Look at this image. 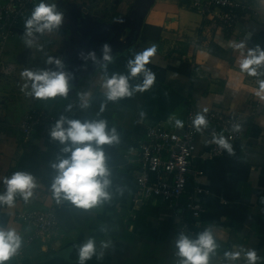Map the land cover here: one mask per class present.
I'll return each mask as SVG.
<instances>
[{
    "label": "crops",
    "instance_id": "1",
    "mask_svg": "<svg viewBox=\"0 0 264 264\" xmlns=\"http://www.w3.org/2000/svg\"><path fill=\"white\" fill-rule=\"evenodd\" d=\"M193 1L44 0L55 3L63 13L60 28L34 33L37 41L31 47L22 36L0 50V65L16 67L10 76L0 74V194L6 193L4 179L17 171L31 174L36 183L27 201L17 194L14 206L0 204V227L15 229L22 238L21 247L8 264H79L78 248L90 238L96 242L97 255L87 264L179 263L175 247L179 221L159 201L134 202V161L136 141L146 129L154 125L179 128L176 121L183 124L189 109L204 118L211 112L235 116L244 134L239 143L241 157L251 168L247 184L240 186L241 201L249 205L240 229L227 218L190 238H197L206 229L212 231L218 247L210 254L209 264H247L244 253L248 250L256 251V264L264 257V245H259L252 221V217L264 216V199L256 194L259 170L264 165V99L256 92L264 81V64L255 66L256 75L240 69L250 50L257 46L264 50V0H235L247 10L239 14L231 32L196 13L191 8ZM40 2L37 0L34 7ZM105 43L111 46L113 58L106 70V62L96 68L92 60L81 58V52L95 51L100 61ZM241 43L243 48L234 47ZM152 44L157 45V53L146 67L156 75L154 85L117 102L107 101L101 79L104 72L108 76L127 75L128 60ZM49 57L60 59L63 70L71 74L66 98L37 99L28 94L31 82L21 73L25 69L58 70L54 63H47ZM142 82V75L129 80L132 87ZM25 83L29 87L22 91ZM81 92L91 93L87 109L79 106ZM102 104H106L103 112ZM69 105L71 111L66 110ZM36 110L51 113L57 120L61 116L81 122L104 119L109 130H117L120 142L102 146L111 173L108 200L88 210L68 200L57 202L51 190L56 175L51 165L69 154L62 153L64 145L50 135L35 136L28 143L21 139L19 123ZM209 144L208 138L199 137L195 154L200 185L207 189L217 161L201 157ZM201 202L206 215L214 213L220 203L211 194L203 196ZM51 208H56V236L50 242L30 241V227L16 216ZM101 242L109 247L102 248ZM117 251L127 256H116ZM237 251L241 255L236 261L225 257L226 252Z\"/></svg>",
    "mask_w": 264,
    "mask_h": 264
},
{
    "label": "clouds",
    "instance_id": "2",
    "mask_svg": "<svg viewBox=\"0 0 264 264\" xmlns=\"http://www.w3.org/2000/svg\"><path fill=\"white\" fill-rule=\"evenodd\" d=\"M63 22V13L57 10L55 3H45L41 0L38 3L31 16L25 20V44L32 46L34 33L43 34L46 31L52 32L60 28ZM234 47L243 48L244 45H234ZM112 49L108 43L101 46L102 59L105 70L107 64L112 62ZM157 53V45L152 44L142 51L136 52L132 59L127 62L128 74L107 75L105 71L102 75V87L106 90L107 101L117 102L118 100L131 97L135 92H144L149 90L156 81L155 73L146 67L151 58ZM80 56L85 61L92 60L98 62L95 51H89L87 54L81 52ZM47 63L55 64L58 70H40L32 71L25 69L21 77L31 82L30 92L28 94L37 99H49L57 96L67 97L69 92V80L71 74L65 72L64 64L60 59L49 57ZM264 64V50L257 46L250 50L246 58L240 62V69L249 75H256V67ZM142 75V84L134 87L130 86L129 80ZM24 84L22 91L28 88ZM264 81L260 82L257 96L264 99ZM91 93H79L80 108L90 107ZM106 104L101 105L100 111L105 110ZM72 106L66 109L71 111ZM197 130L201 126H206V121L202 115H198L194 120ZM67 125V127H65ZM178 127L183 124L180 120L176 121ZM238 130V127H237ZM50 137L58 141L64 147L62 153L69 154L64 157H58L51 167L56 171L51 184V190L54 198L59 202L61 199L68 200L72 205L81 209H92L110 198L107 191L111 184L109 179L111 173L106 164V156L103 150L104 145H113L120 142L119 134L115 128L108 129L107 121L104 119L85 120L81 122L78 119H69L61 116L49 131ZM217 143L231 152V146L221 137ZM7 185L6 193L0 194V204H6L9 207L14 206L17 194L27 201L33 194L36 187L34 177L25 172H15L10 178L3 181ZM22 244V238L15 229L0 227V264H6L19 250ZM102 248L109 247L108 243L101 242ZM177 256L181 259L179 264H209L210 254L214 253L218 247L216 239L210 229L201 232L197 238L192 239L188 235L181 233L175 241ZM94 255H97V247L94 239H88L78 248L79 264H87ZM102 256L103 253H100ZM241 253L226 252L225 257L231 261L239 259ZM247 264H256L259 259L255 250H248L244 253Z\"/></svg>",
    "mask_w": 264,
    "mask_h": 264
},
{
    "label": "built area",
    "instance_id": "3",
    "mask_svg": "<svg viewBox=\"0 0 264 264\" xmlns=\"http://www.w3.org/2000/svg\"><path fill=\"white\" fill-rule=\"evenodd\" d=\"M36 1L0 0V50L5 43L17 37H25L22 25L31 16ZM191 8L204 19L210 18L226 32L233 31L239 13L247 10L245 5L235 0H195ZM29 38L36 43L35 36ZM15 68V65L5 63L0 65V74L10 76ZM196 118L194 111L189 109L182 127L167 129L154 125L146 129L136 141L137 154L134 161V202L142 204L156 200L164 204L178 219L180 234L189 237L209 227V224L203 222L206 209L201 198L211 193L200 185L201 173L195 163L197 139L206 137L210 140L201 155L207 160H217L224 155L227 149L217 143L221 137L229 145L241 143L244 139L240 122L233 115L211 112L204 118L206 126H201L199 130L193 123ZM56 121L57 117L45 111L28 113L18 125L21 139L28 143L35 136L47 137ZM16 218L30 227V241L50 242L59 231L56 208L19 213Z\"/></svg>",
    "mask_w": 264,
    "mask_h": 264
},
{
    "label": "trees",
    "instance_id": "4",
    "mask_svg": "<svg viewBox=\"0 0 264 264\" xmlns=\"http://www.w3.org/2000/svg\"><path fill=\"white\" fill-rule=\"evenodd\" d=\"M240 14V13H239ZM231 152L225 151L224 155L217 159L215 168L209 178L208 189L211 195L219 199L217 210L212 214H207L203 218L205 224L219 223L223 219L231 218L236 230L244 224L248 204L241 201L240 186L247 184L251 168L241 157V146L239 143H231ZM259 189L256 194L264 199V165L259 170ZM256 228L259 245H264V216L252 217ZM116 256L125 258L126 253L117 251ZM259 264H264V257Z\"/></svg>",
    "mask_w": 264,
    "mask_h": 264
},
{
    "label": "water",
    "instance_id": "5",
    "mask_svg": "<svg viewBox=\"0 0 264 264\" xmlns=\"http://www.w3.org/2000/svg\"><path fill=\"white\" fill-rule=\"evenodd\" d=\"M104 62L105 61H103V59H101L100 61L98 60V62H96L94 66L97 68L98 66H100ZM90 63H92V62L90 61Z\"/></svg>",
    "mask_w": 264,
    "mask_h": 264
}]
</instances>
